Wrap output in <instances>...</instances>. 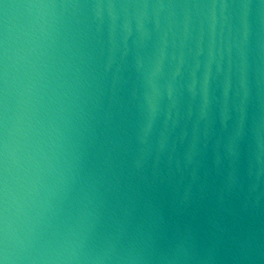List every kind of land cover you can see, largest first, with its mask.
<instances>
[{"label": "water", "instance_id": "obj_1", "mask_svg": "<svg viewBox=\"0 0 264 264\" xmlns=\"http://www.w3.org/2000/svg\"><path fill=\"white\" fill-rule=\"evenodd\" d=\"M0 264H264V0H0Z\"/></svg>", "mask_w": 264, "mask_h": 264}]
</instances>
